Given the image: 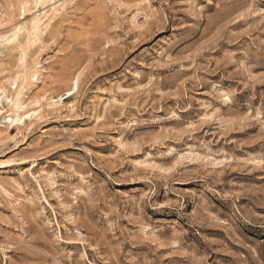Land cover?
I'll list each match as a JSON object with an SVG mask.
<instances>
[{
  "label": "rangeland",
  "instance_id": "1",
  "mask_svg": "<svg viewBox=\"0 0 264 264\" xmlns=\"http://www.w3.org/2000/svg\"><path fill=\"white\" fill-rule=\"evenodd\" d=\"M0 92V264H264V0H0Z\"/></svg>",
  "mask_w": 264,
  "mask_h": 264
},
{
  "label": "bare ground",
  "instance_id": "2",
  "mask_svg": "<svg viewBox=\"0 0 264 264\" xmlns=\"http://www.w3.org/2000/svg\"><path fill=\"white\" fill-rule=\"evenodd\" d=\"M51 2V1H50ZM54 3V2H53ZM56 3V2H55ZM49 4V3H48ZM52 4V3H51ZM61 6V5H60ZM54 8V7H53ZM2 92H0V94H1ZM0 101H1V98H0ZM17 120V119H16ZM9 121H11V122H13L14 121V119H9Z\"/></svg>",
  "mask_w": 264,
  "mask_h": 264
}]
</instances>
